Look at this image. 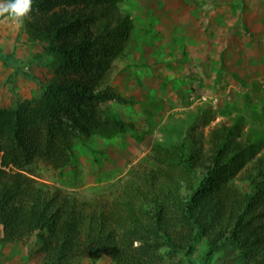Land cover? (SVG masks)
Listing matches in <instances>:
<instances>
[{
  "label": "trees",
  "instance_id": "obj_1",
  "mask_svg": "<svg viewBox=\"0 0 264 264\" xmlns=\"http://www.w3.org/2000/svg\"><path fill=\"white\" fill-rule=\"evenodd\" d=\"M32 16L26 27L43 44L50 77L36 102L0 109V241L35 235L43 264L94 256L111 264H212L229 243L233 264H264V170L242 190L235 168L244 152L232 127L157 143L96 206L33 180L27 167L39 159L73 169V136L111 140L133 127L109 106L132 101L110 85L132 32L117 0H33ZM88 150L95 162L104 153Z\"/></svg>",
  "mask_w": 264,
  "mask_h": 264
},
{
  "label": "rangeland",
  "instance_id": "obj_2",
  "mask_svg": "<svg viewBox=\"0 0 264 264\" xmlns=\"http://www.w3.org/2000/svg\"><path fill=\"white\" fill-rule=\"evenodd\" d=\"M117 7L129 16L132 32L110 85L132 101L109 106L133 131L111 140L73 136V169L60 172L39 159L27 167L33 180L96 206L116 195L157 143L186 132L207 139L224 126L243 148L235 170L239 186L249 191L256 171L264 170V0H117ZM49 64L26 22L0 24V109L36 102ZM90 148L103 150L95 154L98 162ZM204 246L199 242V251ZM234 255L229 243L212 264H233ZM0 264H43L35 235L0 241ZM77 264L111 262L94 256Z\"/></svg>",
  "mask_w": 264,
  "mask_h": 264
},
{
  "label": "clouds",
  "instance_id": "obj_3",
  "mask_svg": "<svg viewBox=\"0 0 264 264\" xmlns=\"http://www.w3.org/2000/svg\"><path fill=\"white\" fill-rule=\"evenodd\" d=\"M33 0H0V24L23 27L33 20Z\"/></svg>",
  "mask_w": 264,
  "mask_h": 264
}]
</instances>
